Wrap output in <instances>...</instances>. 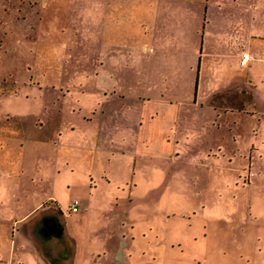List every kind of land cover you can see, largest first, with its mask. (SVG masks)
Segmentation results:
<instances>
[{"label": "rangeland", "instance_id": "obj_1", "mask_svg": "<svg viewBox=\"0 0 264 264\" xmlns=\"http://www.w3.org/2000/svg\"><path fill=\"white\" fill-rule=\"evenodd\" d=\"M206 1L121 0L105 33V0H0V217L15 231L0 264H264V64L222 160L224 121L215 133L199 103L225 80L191 74L180 41H200ZM148 19L156 53L174 50L163 71L140 67ZM122 101L128 143L94 146Z\"/></svg>", "mask_w": 264, "mask_h": 264}, {"label": "crops", "instance_id": "obj_2", "mask_svg": "<svg viewBox=\"0 0 264 264\" xmlns=\"http://www.w3.org/2000/svg\"><path fill=\"white\" fill-rule=\"evenodd\" d=\"M157 5L156 3V11L158 8ZM104 6H106V11L103 13L102 18L106 33V25H119L121 23V18L123 17L121 8H123V3L121 0H105ZM204 12L202 34L199 42L197 40L194 42L192 35H190L191 40L188 41L185 30L181 34L180 41L182 44L184 43L183 46H188L192 59L186 57L184 48L181 49L180 54L184 55L186 60L188 58V64L190 66L188 70H190L191 74L193 73L192 68L194 62L195 64L198 62L199 72H208L207 78L211 81L210 84L220 81L222 78L225 80V84L222 87H215L214 92L205 103L199 104H201L202 119H205L204 113L209 112L208 119H210L212 126L216 127L215 133H220V121H224L223 125L225 129L222 133L224 137L222 141L218 142L216 147L217 151L222 154V160H227L231 158L228 153L233 148L226 140L229 139V141L231 140L234 143L240 144V146L243 144L244 126L239 119L243 114L255 115V112L250 111L248 107L252 103L257 105L256 97L260 98L261 92L254 82L252 72L257 65L260 63L264 64V0L261 2L260 8H258V0H213L211 2L207 0ZM142 23L148 27L149 31L151 29L152 33L145 35L148 39L144 37L145 40H143V50L141 53H149V56L141 60L142 65L140 67L148 73L152 71L151 68L155 72L157 69L156 65H158L155 63L156 61L172 63L171 57L174 56V50L168 48L165 51L160 50V52L156 53L154 29H152L153 21L151 22L148 19ZM155 24L156 21L154 19V28L156 27ZM169 26L172 25H168L167 23L163 24L162 27L160 26V30L165 32ZM111 30L109 29V31ZM159 37L160 42H163V39L169 40V36L163 34L159 35ZM243 51L249 53V59L242 66L239 62ZM152 55L153 63L151 62ZM157 70L163 71V65H158ZM148 78V75H144L145 82L148 81ZM162 82H168V84L176 86V83L170 80L168 76H164ZM263 101L264 96H261V102L263 103ZM122 102L116 108V113L115 111L114 113L112 112L113 116L107 117V111L106 114L101 116V125H105L106 127L102 128L100 126V130L97 128L93 130L92 133L95 137L92 142L94 146L103 143H106L108 146H116L119 143H125L127 141V130L126 132L123 131V127L126 126L125 114L120 112L124 104ZM95 106L94 118L98 112V104L96 103ZM112 110H115V108ZM191 114H193V109ZM61 136L62 131H56L54 138ZM100 136L102 139H100ZM4 196L5 192L0 190V199ZM36 207L32 206L27 212L28 214L26 213L24 216L30 215ZM73 213H77V211ZM7 221L0 217V243L3 241L5 243L4 245L9 244L8 247L12 248L11 245L14 242L15 231H13V227L10 231L9 223L7 224L8 227H6L5 224ZM40 230L47 235H51V231H47L45 227L41 226Z\"/></svg>", "mask_w": 264, "mask_h": 264}, {"label": "built area", "instance_id": "obj_3", "mask_svg": "<svg viewBox=\"0 0 264 264\" xmlns=\"http://www.w3.org/2000/svg\"><path fill=\"white\" fill-rule=\"evenodd\" d=\"M248 59H249V53L247 51H243L241 53V56H240V62H239L240 65H242V66L245 65L247 63ZM69 208L73 212L77 211L78 201L77 200L72 201Z\"/></svg>", "mask_w": 264, "mask_h": 264}, {"label": "flooded vegetation", "instance_id": "obj_4", "mask_svg": "<svg viewBox=\"0 0 264 264\" xmlns=\"http://www.w3.org/2000/svg\"><path fill=\"white\" fill-rule=\"evenodd\" d=\"M54 218V217H53ZM44 220V223H45V229H47V231H54V233L52 232L51 235H60L61 232H57L56 231V225L54 223V219L51 218V216H46L45 219H42ZM47 223V225H46Z\"/></svg>", "mask_w": 264, "mask_h": 264}]
</instances>
